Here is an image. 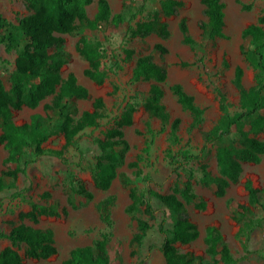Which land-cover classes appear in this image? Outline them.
Returning a JSON list of instances; mask_svg holds the SVG:
<instances>
[{"label":"trees","instance_id":"16d2710c","mask_svg":"<svg viewBox=\"0 0 264 264\" xmlns=\"http://www.w3.org/2000/svg\"><path fill=\"white\" fill-rule=\"evenodd\" d=\"M96 1V13L90 18L86 7ZM146 0H139L132 16L141 14ZM206 20L200 23L202 36L208 41L223 37L224 4L222 0H200ZM159 10L151 12L146 18L135 21L129 28L130 38H144L154 34L161 39L170 35L168 23L163 20L177 13L182 5L180 0H161ZM29 13L17 17L15 22L5 18L0 12V45L6 53L16 52L13 69L8 74L7 84L0 77V144L6 150L3 160L5 169L0 172V193L15 188L18 176L26 175L27 166L37 159L49 156L66 163L65 152L69 148L80 152L77 145L79 133L86 128H96L104 117V102L101 97L94 98L91 110L78 113L74 100L88 99V89L80 84L72 72L62 76L61 69L68 60L67 53L62 51L65 44L64 35L80 34L85 30H94L105 23L117 25L124 21V14L133 6H126L124 11L112 15L107 0H28ZM248 9V6H244ZM178 29L184 44L194 47L187 22L182 18ZM240 52L254 71L253 83L245 87L244 70L237 65L233 71V85L238 90V102H230L218 88L215 89L220 117L207 131L202 133L203 145L198 153L172 147L179 145L178 134L180 119H171L162 102L164 90L161 86L167 79V70L155 61L152 53L137 57L132 70L130 82L151 81L142 106L148 119H158L159 129L151 128L147 123L148 138L144 141L141 153L136 161L130 162L134 175L144 183L141 189L129 187L130 203L126 211L130 214L142 208L148 219H154L157 211L162 214L158 231L163 240L158 247L165 264H236L235 259L224 242L221 232L215 226L205 228V252L212 256L211 263H203L202 257L192 252H179L175 243L189 244L199 237L197 225L190 220L185 204L191 203L194 208L204 210L206 201L196 194L193 187L194 171L187 168L191 162H197L201 174L199 182L204 186L215 185L216 196H223L230 184L236 183L242 172L243 163H258L264 155V139L257 135L264 130V15L256 22L246 26L241 33ZM76 50L87 63L83 75L96 84H102L107 76L102 66L104 49L99 40H90L81 36ZM153 51L162 57L167 48L160 43L153 46ZM123 58L114 57V68L120 69L119 61H128L133 54L132 49H123ZM186 65V63H182ZM226 65V61H224ZM113 70V68H109ZM172 94L182 109L192 116L191 128L203 120V110L198 107L193 96L185 92L182 85L170 86ZM49 99L47 102L45 100ZM42 102H44L42 104ZM42 104L43 113H33L29 120L22 124L14 121V112L23 107L35 109ZM136 96L129 95L120 113L112 119L111 126L103 133V137L95 139L99 149L90 174L95 188L106 191L118 178L122 184L129 186L130 179L118 169L124 164L130 149L124 136L123 128L132 125L133 115L138 110ZM167 132L169 146L164 150L172 172L184 171L186 179L175 184L169 193H161L153 188V179L143 173L138 166L139 161L152 164L151 147L158 134ZM62 134L64 144L59 149L45 148L43 144L52 136ZM208 145L215 147V160L218 175L214 176L208 165L202 162L207 154ZM76 187H69L68 203L73 206L72 196L79 195L87 201L93 199L83 181L77 179ZM247 191V203L233 208V219L238 223L237 235L242 239L243 254L238 260H245L251 254L248 248L251 233L264 225V186L254 187L250 180L244 184ZM13 197L20 192L12 193ZM43 197L49 194L44 192ZM115 203L114 195H107L96 203L99 219L111 230L113 221L111 209ZM159 206V208H158ZM65 213V209H62ZM58 205L53 203L42 205L30 203V209L19 214L20 223L7 233L0 232V239L9 242L0 250V264H25L18 252L25 246V255L36 260H44L56 254L54 232L52 228L32 227L23 222L28 220L37 223L40 216H57ZM148 219L136 218V231L131 240V254L136 255L152 224ZM170 220L171 229L165 228ZM103 231L89 245L72 248L62 264H111L108 243L111 231ZM152 248V247H150ZM218 258L215 259V257ZM144 259L132 264H143Z\"/></svg>","mask_w":264,"mask_h":264},{"label":"rangeland","instance_id":"374dc122","mask_svg":"<svg viewBox=\"0 0 264 264\" xmlns=\"http://www.w3.org/2000/svg\"><path fill=\"white\" fill-rule=\"evenodd\" d=\"M28 0H0V12L8 20L15 22L17 17L29 13ZM112 15L124 11L126 6H133L130 12L124 14V21L117 25L109 22L94 30H85L80 34L64 35L65 44L62 51L67 53L68 60L61 69L62 76L72 72L80 84L85 86L90 94L88 99L74 100L78 113L83 110H91L94 98L101 97L104 102L103 115L96 128H86L79 133L77 145L80 152L69 148L65 152L67 162L44 156L26 169V175H19L15 188L0 193V232L7 233L13 226L20 223L19 214L30 209V203L42 205L57 204V216H40L37 223L28 220L23 222L32 227L52 228L54 232L56 254L44 260H36L25 255V246L21 245L18 252L25 264H62L69 251L77 246L92 244L108 227L99 219L96 203L107 195L115 196V203L111 209L113 225L111 239L108 243V253L111 264H132L144 259L143 264H165L159 246L163 235L158 231V224L162 214L156 212L154 219H148L139 208L133 214L126 211L129 200V187L141 189L144 187L140 177L134 175V169L129 163L136 161L141 153L144 141L148 138L147 123L157 130L160 127L158 119H148L142 106L151 81L130 82L131 74L137 57L152 53L154 59L167 70V79L161 84L164 90L162 102L170 114L171 119L178 117L180 124L178 134L181 137L179 145L173 146L174 150L186 149L191 153H198L203 145L202 133L209 130L219 119L220 110L215 89H220L227 99L236 104L238 102V90L233 85L234 67L239 65L244 70L243 84L245 87L253 83L254 71L245 61L240 52L242 43V30L257 18L264 15V0H222L224 4L223 37L208 41L203 38L200 23L206 20L203 13V5L200 0H180L182 5L173 16L163 18L168 23L170 35L161 39L150 34L142 39L130 38L129 28L137 20L146 18L151 12L159 10L161 0H146L145 8L141 14L132 16L139 0H107ZM244 6H248L246 9ZM90 18L96 13V1L86 7ZM184 18L187 22L189 33L195 41V46L190 47L183 43L178 29L179 21ZM81 36L90 40H99L104 49L102 66L107 71L102 84H96L83 75L87 63L78 55L76 46ZM156 43L163 44L167 53L162 57L153 51ZM123 49H132V57L126 61H119L121 68H114V57L122 59ZM16 52L6 53L0 45V77L7 84L8 74L13 69ZM226 61V65L224 64ZM182 63H186L183 65ZM113 68V70H109ZM179 83L186 93L193 96L195 104L203 110V120L200 124L191 128L192 116L182 109L172 94L170 86ZM134 95L139 103L138 110L133 115L132 125L123 128L124 136L129 142L130 149L125 157L124 164L118 169L130 179L129 186L121 183L116 178L110 188L100 191L95 188L90 174V167L94 163L99 149L95 139L103 137V133L111 126L112 119L117 116L124 104V100ZM49 99L45 100L47 102ZM42 102V104L44 103ZM42 104L30 109L23 107L14 112L16 124H22L29 120L33 113H43ZM264 139V130L257 135ZM64 144L62 134L52 136L43 144L45 148L59 149ZM169 146L167 132L156 136L151 147L152 164L139 161L138 166L143 173H147L153 179V188L161 193H169L175 184H180L186 179V173L172 172L167 160L164 158V150ZM207 154L201 159L208 165L212 175H218L215 160V147L208 145ZM6 150L0 144V172L5 169L3 160ZM194 171L193 187L196 194L206 201V208L199 210L193 204L186 203L185 208L191 221L199 230V237L189 244L175 243L179 252H192L202 257L203 263H211L213 258L205 252L204 234L205 228L215 226L221 232L224 242L228 245L236 264H264V225L255 229L249 238L248 248L251 254L245 260H238L243 254L242 239L237 235L239 225L233 219V208L238 204L247 203V191L244 184L250 180L254 187L264 186V155H261L258 163H243L242 172L236 183L230 184L223 196H216L215 185L204 186L199 182L201 176L197 162L187 165ZM83 181L86 188L93 193V199L85 200L79 195L72 196L73 206L68 203L67 191L69 187H76L75 181ZM20 192V196L13 197L12 193ZM44 192L48 198L42 196ZM159 208V206H158ZM65 209V213L62 211ZM136 218L148 219L152 229L149 230L136 255L131 254L130 240L136 231ZM171 222H165V228L171 229ZM9 242L0 239V250L8 246ZM152 247V248H150ZM218 256L215 257V259Z\"/></svg>","mask_w":264,"mask_h":264}]
</instances>
